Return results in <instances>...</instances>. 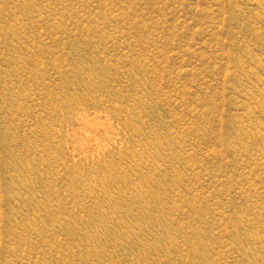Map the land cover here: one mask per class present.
Returning a JSON list of instances; mask_svg holds the SVG:
<instances>
[{
  "label": "rangeland",
  "instance_id": "1",
  "mask_svg": "<svg viewBox=\"0 0 264 264\" xmlns=\"http://www.w3.org/2000/svg\"><path fill=\"white\" fill-rule=\"evenodd\" d=\"M0 264H264V0H0Z\"/></svg>",
  "mask_w": 264,
  "mask_h": 264
}]
</instances>
